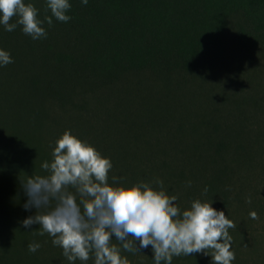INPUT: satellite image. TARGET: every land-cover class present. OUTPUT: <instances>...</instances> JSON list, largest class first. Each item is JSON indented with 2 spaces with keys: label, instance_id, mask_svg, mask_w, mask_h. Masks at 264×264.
<instances>
[{
  "label": "trees",
  "instance_id": "1",
  "mask_svg": "<svg viewBox=\"0 0 264 264\" xmlns=\"http://www.w3.org/2000/svg\"><path fill=\"white\" fill-rule=\"evenodd\" d=\"M69 2L70 21L45 22L46 38L0 24V49L14 61L0 66V264H70L39 225L22 226L36 210L24 209L21 183L45 174L41 164L69 130L111 159L110 184L112 176L125 186L159 179L181 210L196 199L212 202L236 224L232 250L247 249L264 220V120L234 118L210 80L219 69L261 71L264 0ZM25 3L41 20L51 15L46 0ZM237 52L255 57L247 65ZM259 91L237 92L236 110L256 108ZM32 242L41 245L35 253ZM140 251L122 255L154 264L151 247ZM173 264H212V257L193 253Z\"/></svg>",
  "mask_w": 264,
  "mask_h": 264
},
{
  "label": "clouds",
  "instance_id": "2",
  "mask_svg": "<svg viewBox=\"0 0 264 264\" xmlns=\"http://www.w3.org/2000/svg\"><path fill=\"white\" fill-rule=\"evenodd\" d=\"M82 3L87 5L88 0ZM71 6L69 0H46L45 11L50 9L51 15L41 20L33 3L0 0V24L7 32L19 25L34 40L46 38L42 25L52 26L53 17L70 21L67 13ZM13 18L16 22L10 23ZM13 62L10 53L0 49V66ZM52 157L41 164L45 174L30 175L21 182L27 197L24 209L36 210L22 226L31 229L39 225L40 235L52 237V244L63 250L70 264H87L90 259L94 264H130L122 252L136 253L149 247L154 264H173L174 257L193 253L210 255L212 264H232L236 259L229 234L236 224L212 202L196 199L181 210L178 197L169 195L159 179L125 186L119 183L123 177L112 176L110 184L111 159L70 130L57 139ZM247 202H252L251 197ZM249 215L259 219L255 211ZM40 247L29 243L28 251L35 253Z\"/></svg>",
  "mask_w": 264,
  "mask_h": 264
},
{
  "label": "rangeland",
  "instance_id": "3",
  "mask_svg": "<svg viewBox=\"0 0 264 264\" xmlns=\"http://www.w3.org/2000/svg\"><path fill=\"white\" fill-rule=\"evenodd\" d=\"M235 54L237 58L241 57L240 54H245L243 55V61L247 65L249 60L255 57V55H253L252 57L247 58L246 55H248V53L245 52H237ZM262 61H258V63L261 64ZM216 75V78H212L210 82L214 87L216 93L228 97V103L222 105H224L228 109L231 108V111L235 113L233 116L234 118H240L243 121H245L246 119V122L248 124H254L258 119L264 120V66L262 67L260 72H257V70L255 69L254 74L248 67H234L230 68V70L225 71L219 69L216 72ZM226 77L232 78L229 81L225 82ZM234 80H236V82L232 85V82ZM257 85L261 89V91L255 93L256 96L254 95L258 99L257 107L254 109H249L250 106L245 105L244 107H241V110H236L235 105L237 99L236 94H238L237 92H241L242 90H244V94L247 95V92L249 91L252 96L254 94V90L257 88ZM198 98L200 97H195V99ZM188 117L192 119L195 116L193 114H190L188 115ZM253 227H256L258 231L255 241L250 242L247 249H242L241 251L234 249L233 251L235 252L236 259L232 262V264H263L264 220L259 221Z\"/></svg>",
  "mask_w": 264,
  "mask_h": 264
}]
</instances>
